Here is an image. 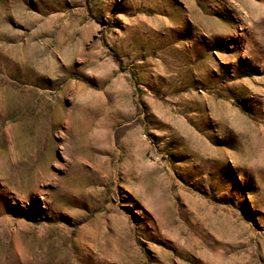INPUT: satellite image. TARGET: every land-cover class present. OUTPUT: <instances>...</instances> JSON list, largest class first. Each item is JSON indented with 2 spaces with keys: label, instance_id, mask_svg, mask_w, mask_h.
Returning <instances> with one entry per match:
<instances>
[{
  "label": "rangeland",
  "instance_id": "obj_1",
  "mask_svg": "<svg viewBox=\"0 0 264 264\" xmlns=\"http://www.w3.org/2000/svg\"><path fill=\"white\" fill-rule=\"evenodd\" d=\"M0 264H264V0H0Z\"/></svg>",
  "mask_w": 264,
  "mask_h": 264
}]
</instances>
